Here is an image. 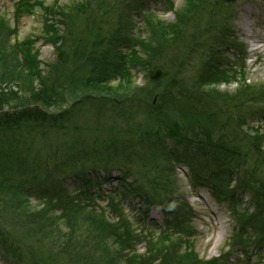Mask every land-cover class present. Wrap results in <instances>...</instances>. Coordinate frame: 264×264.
Wrapping results in <instances>:
<instances>
[{
	"label": "trees",
	"instance_id": "16d2710c",
	"mask_svg": "<svg viewBox=\"0 0 264 264\" xmlns=\"http://www.w3.org/2000/svg\"><path fill=\"white\" fill-rule=\"evenodd\" d=\"M125 1L80 0L71 7L62 8L59 1L45 5L41 0H17L16 21H19L24 14L32 13L37 7L46 18L45 32L56 53H59L58 62L54 64L51 72L54 82H48L49 74L46 77L42 73L38 60L39 52L35 51L34 42L25 40L10 45L8 38L16 34L17 27L11 29L0 20V70L4 77H15L20 81L30 95L29 104H21L13 107L12 110H7L6 107L13 100L7 96L16 94L14 92L8 95L4 92L0 93V139L2 136L6 137L11 148L15 143L13 139L16 138V142H19L24 133H35L39 129L49 133L52 130L59 131L61 128L68 129L67 126L79 129L81 123L78 122L77 115H74L78 104L57 115L48 113L37 106L56 105L59 94L76 95L80 91L85 94L90 92L91 88L99 89L97 86L105 87L108 90L107 94L110 95L112 94L109 86L111 82L128 79V64H142L145 61L142 58H146L148 64L151 62L157 65L156 69L163 77H166L162 90L166 91L175 101L182 100L181 105L185 103V106H179L178 110L166 109L168 114H163L162 110L157 111L158 115H155V112L152 113L155 115L152 117L155 125L168 133L173 140L174 150L163 147L162 152L158 153L147 148V152H143L138 145L141 143V138L133 142L129 139L130 137L109 139L116 147L118 151L116 153L111 152L108 143L104 150L96 149V155L90 154L86 149L83 150L87 158L96 157L95 160L101 161L100 163L113 161V157H117L120 161L118 162L123 176L121 175L122 178L118 181L119 187L114 194L110 195L107 207L112 217L107 215L105 208L96 206V198L100 197L104 191L101 189L98 192L95 191L96 186L100 187L99 178L92 179L91 173L84 175L80 178L81 181L74 184L76 188L74 193L56 184L53 191H47L43 197L40 195V198H45V195L47 199L43 207L33 208L30 204V197L34 194L29 190L32 188L31 182L36 181L37 169L28 167L26 165L28 160L22 158L17 150L10 149L7 154L0 153V246L3 256L11 258L16 263L22 264L23 257L25 259L28 257V261L32 264H60V261L57 257L54 262L42 260L37 263L35 255L27 254L25 248L23 250L22 247L17 248L15 243L10 242L11 235L5 228L6 221L3 216L8 217L13 223L24 224L40 239H51L53 243L62 242L61 254H66L70 264H100V262L101 264H112L107 260H97L92 256L95 253L93 248L98 246L101 238L104 250H108L110 245L115 249L111 252L116 256L109 257L113 264H121L123 260L125 264H134L140 257L133 254L134 244L141 242L143 238L136 233L134 224L126 216L123 202L139 191L146 198L147 204L158 206L166 215L172 217V222H174L173 224L166 222L168 231H161L157 239L147 238L145 240L149 241L147 248H152L149 250L151 255L139 264H171L173 259L175 261L172 264H228L227 258L223 257V262L202 261L192 252L190 248L192 247L190 242L192 233H189L192 226L189 224L187 205L185 203V206L183 204L174 205L172 199L168 198L176 192L174 186L163 184V190L147 192L144 189L143 192V184L132 190V185L127 182L128 177H135L134 166L141 170L138 164L134 165L133 159L138 162L150 159L156 164L159 159H162L170 164L173 163L172 159L175 156L179 158L175 150L180 146L188 149L192 166H196L199 170L203 168L208 170L207 175L201 173L200 176L199 173V176L207 181L211 178L208 185L211 186L215 197L219 200L231 201L232 208L235 206L233 210L239 225L235 240L243 244L248 242L247 239L251 237L247 236L246 231L253 227L255 243L264 246V181L259 182L256 179L252 181L253 176L251 180H247L245 173L242 177L235 179L234 176L240 174L243 165L240 157L238 158L241 154V149L237 145L239 134L232 125L235 122L244 126L252 115L264 112V110L258 112V109L248 110L250 106L264 104V85L251 84L244 79L235 93H220L215 87L231 84V80L236 79L238 74L242 76L244 67L239 66L240 71H238L237 65L226 64L220 58L216 61L214 56H211L200 78L196 79L192 87L181 79L180 81L173 79L172 75L169 79L171 74L169 69L174 62L170 54H177V47L181 46L187 36L192 38L194 43L200 40L199 47L226 45L225 42H221L229 36L226 31V14L218 11V0L217 2L215 0H184L185 5L179 10H175L173 0H166L167 7L176 17L175 22L150 25L149 37L135 39L130 35L131 26L124 22V16L121 13ZM129 1L130 15L132 11L142 12L149 0ZM222 4H225V1H222ZM205 16L218 20L212 25L209 23L211 30L200 29V23ZM59 26L62 27V35ZM108 26L110 30L105 35L106 30L105 32L103 30ZM86 47H105V50L98 48L87 50ZM189 51L190 49L186 53L189 54ZM168 59L169 66L166 62ZM79 64L87 70L81 75L75 73V68ZM244 109L248 111L246 116H244ZM225 115L230 117L227 118ZM262 130L263 127H258L253 134L247 135L246 152L248 155L249 153L259 154L258 160L264 164L261 149L264 144ZM262 170L264 171V168ZM106 172L108 177L105 180H109L112 172L109 168H106ZM196 180L199 181L198 175ZM232 182H235V189L231 188ZM238 182L239 185L236 188ZM239 188L247 192L250 189L253 191L251 195L256 207L254 212L237 209L239 202L236 191ZM57 212L60 214L55 215ZM141 214L144 218L148 217L146 212H141ZM61 224L67 228V233H61ZM61 238L63 240L59 241ZM179 244L187 247L182 255L173 257L171 253L175 248L180 247ZM115 251L118 253H114Z\"/></svg>",
	"mask_w": 264,
	"mask_h": 264
},
{
	"label": "rangeland",
	"instance_id": "374dc122",
	"mask_svg": "<svg viewBox=\"0 0 264 264\" xmlns=\"http://www.w3.org/2000/svg\"><path fill=\"white\" fill-rule=\"evenodd\" d=\"M41 1L45 5H51L59 1L63 8L71 7L80 0ZM173 1L175 10H179L185 5L184 0ZM215 1L217 2V0ZM222 1H225V4H222ZM16 2L17 0H0V20L11 29L17 27L16 34L8 38L9 44L13 45L16 42L32 40L35 51L39 52L38 60L42 73L46 77L49 74L47 77L48 82H54L51 72L54 64L58 62L59 53H56L53 44L49 41L48 34L45 32L46 18L40 12L39 7H37L32 13L24 14L19 21H16ZM144 6L145 8L142 12L140 10L132 11L129 15L130 1L126 0L121 11L124 16V22L131 26L130 35L135 39L149 37L150 25L154 26L161 22L164 24L175 22L176 17L167 7L166 0H149ZM217 7L218 11L226 14V31H228L229 36L221 40L226 45L223 47H199L198 43L200 40L194 43L192 38L187 36L181 46L177 47V54H170L174 62L169 69L171 71L169 79L172 75L173 79H179V81L181 79L189 87H192L196 79L200 78L203 68L210 61L211 56H214L216 61L220 58L226 64L237 65L238 71H240L239 66L242 65L244 67L242 76L238 74L236 79L231 80V84H222L215 87L220 93H235L244 79H247L248 83L263 86L264 0H233L231 2L218 0ZM209 19L208 16H205L204 20L201 21V30H211L209 23L212 25V23L218 21L215 18ZM83 23L86 22L83 21ZM111 24H113V20H111ZM206 25L207 27L205 28ZM58 28L62 35V27L59 26ZM109 30L110 26L104 28V34L106 35ZM214 35L217 36L216 34ZM97 48L105 50V47H86L87 50ZM189 49L188 54L186 52ZM219 52L221 53L220 56ZM142 59H145L142 64H128V79L111 82L109 86L112 89V94L110 95L107 94L108 90L105 87L97 86L99 89L91 88L90 92L85 94L82 91L77 92L76 95L71 93L59 94L56 105L37 106V108L43 109L48 113L57 115L78 104L74 115H77L78 122L82 124H79V129L67 126L68 129L61 128L59 131L52 130L49 133H46L43 129H39L35 133H24L19 142H16V138L13 139L15 143L12 148L8 144V139L2 136V139H0V153L7 154L10 149L17 150L22 158L28 160L26 163L28 167L37 169L36 181L31 182L32 188L29 190L34 194L30 197V204L33 208L43 207L47 199H45V195V198H40V195L43 197V194L47 191H53L56 188V184L61 185L65 189L67 188L68 192L74 193L76 192L74 184L81 181L80 178H83L84 175L91 173L92 179L99 178L98 184H100V187L96 186L95 191L98 192L100 189L104 191L100 197L96 198V206L105 208L107 215L112 217L107 207L110 195L114 194L119 187L118 181L123 176L122 170H120V161L117 157H113V161L100 163L101 161L95 160L96 157L87 158L83 150L86 149L90 154L96 155V149L104 150L106 148L105 145L108 143V148L111 149V152L116 153L118 151L109 139H126L128 137L133 142L141 138V143H138V145L143 152L147 148L158 153L162 152L163 147L174 150L173 140L168 133L160 130V127L155 125L152 117L158 115L157 111L160 110H162L163 114H168L166 109L178 110L181 106H185V103L181 105L183 103L182 100L175 101L169 97L166 91L162 90L166 77H163L161 72L156 69L157 65H153L151 62L148 64L146 58ZM168 61L169 59L166 61L167 65ZM86 71L80 64L75 68V73L79 75ZM35 86L38 85L35 84ZM206 90H208V87H206ZM2 92L6 95L11 92L16 94L7 96L10 100L13 99L10 101L9 106L6 107L7 110H12L13 107L21 104L30 103V95L25 91L21 82L15 77H4L0 70V93ZM82 100H85L86 103H83L85 101ZM248 110L260 112V110H264V104L250 106ZM153 112H155V115L152 114ZM243 112L244 116L248 113L246 109ZM229 117L227 116V118ZM232 125L235 126L239 134L237 145L241 149V154L238 158L240 157L243 165L240 174L234 176L235 179L242 177L243 173H245V175L247 174V180H251L253 176L252 181H255V179L259 182L264 181V171L262 170L264 164L261 160H258L259 154L249 153L248 155L246 152L248 146L247 135L253 134L258 127H263L262 133H264V112L252 115L244 126H240L235 122ZM81 128L83 129L82 131ZM160 141L162 142L160 143ZM261 149L264 155V144ZM175 154L179 158L175 156L172 159L173 163L170 164L162 159H159L157 164L150 159H146L144 162H138L133 159L134 165L138 164L141 170L134 166L135 177L127 178V182L132 185L131 189L133 190L142 184L144 185L143 192L144 189L147 192H154L158 189L163 190V184L175 187L174 190L176 192L167 197L172 199L174 205H184V203L187 205L189 224L192 226V230L189 232L192 233L190 238L192 247L190 248L199 260H218L223 262L224 257L227 258L228 264H264V246L255 243L253 227L246 231L248 233L247 236H250L252 240L247 239L248 242L244 244L239 240H235V235L239 231L238 219L235 217L233 210L235 206L232 208L231 201L219 200L215 197L211 186L208 185L211 178L207 181L200 177L201 173L207 175L206 172L208 170L206 168L199 170L196 166H192L188 149L185 147H177ZM164 166L166 167L164 168ZM104 167L109 168L112 172L109 180H105L108 174ZM197 175L199 181L196 180ZM257 184L259 183L257 182ZM238 185L239 182L236 188ZM231 188L235 189V182H232ZM236 193L237 201L239 202L237 209L249 210L250 212L256 210L251 189L247 192L239 188ZM123 208L126 216L134 224V230L143 238L141 242L135 243L133 248V254L140 256L134 264H139L143 259L151 255L149 250L152 248H147L149 241L145 240L147 238L157 239L161 231H168L166 222L173 224V218L166 215L158 206L147 204L146 198L139 191L123 202ZM141 212H146L148 217L144 218ZM59 214L57 212L55 215ZM3 218L6 221L5 228L11 235L10 242L15 243L17 248L22 247V250L25 248L27 254L35 255L37 263L42 260L54 262L58 257L60 264H70L66 254H61L63 251H61L62 242L56 241L53 243L51 239H40L24 224L13 223L8 217L3 216ZM61 230V233H67V228L63 224H61ZM62 240L63 238L59 239V241ZM173 240L175 241L176 239ZM181 245L179 244L180 247L172 251L173 257L183 254L187 246ZM1 249L0 246V264H19L11 258H5ZM93 249L95 251L92 254L94 258L107 260L113 264L110 258L115 257L116 254L112 255L111 251L114 249L112 245H110L108 250H104L101 238V242ZM90 251L92 253L91 249ZM114 253L118 252L115 251ZM27 258L23 257L21 259L23 261L22 264H32ZM174 261L175 259L171 260L172 263ZM121 264H125L124 260Z\"/></svg>",
	"mask_w": 264,
	"mask_h": 264
},
{
	"label": "water",
	"instance_id": "95a60500",
	"mask_svg": "<svg viewBox=\"0 0 264 264\" xmlns=\"http://www.w3.org/2000/svg\"><path fill=\"white\" fill-rule=\"evenodd\" d=\"M227 2H231V1H233V0H226Z\"/></svg>",
	"mask_w": 264,
	"mask_h": 264
},
{
	"label": "bare ground",
	"instance_id": "6f19581e",
	"mask_svg": "<svg viewBox=\"0 0 264 264\" xmlns=\"http://www.w3.org/2000/svg\"><path fill=\"white\" fill-rule=\"evenodd\" d=\"M246 23H248V22H246ZM262 42H264V41H262ZM219 225H221V224H219Z\"/></svg>",
	"mask_w": 264,
	"mask_h": 264
}]
</instances>
